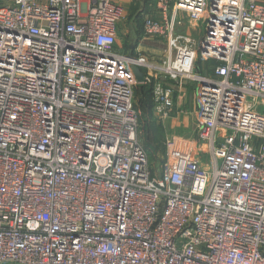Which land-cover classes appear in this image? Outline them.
Listing matches in <instances>:
<instances>
[{"label": "built area", "instance_id": "built-area-1", "mask_svg": "<svg viewBox=\"0 0 264 264\" xmlns=\"http://www.w3.org/2000/svg\"><path fill=\"white\" fill-rule=\"evenodd\" d=\"M156 7L160 68L119 51L114 0H0V264H264V0ZM134 65L196 85L197 142L158 165ZM153 93L164 121L175 90Z\"/></svg>", "mask_w": 264, "mask_h": 264}, {"label": "rangeland", "instance_id": "rangeland-1", "mask_svg": "<svg viewBox=\"0 0 264 264\" xmlns=\"http://www.w3.org/2000/svg\"><path fill=\"white\" fill-rule=\"evenodd\" d=\"M186 17L183 18V20ZM123 21V20H122ZM122 21L120 23V30L121 36H119V43L124 46V50L127 49L130 40L128 37L122 32ZM189 20H184V26L181 29H178L177 33L189 34L193 39L198 40L201 36L202 30L200 27H192L189 24ZM143 20L142 18L138 17L136 19L135 25V38L134 40H141V36H143L144 40V47L150 50H161L163 52L162 58H157L156 55H153L149 51H144L146 60L149 64L155 67H161L167 60L168 57V44L166 41L162 40V43H154L149 38H146L142 33ZM126 51V50H125ZM209 65V64H207ZM156 68V69H157ZM152 71L154 74V79L152 83H149L150 92L148 89H145L140 86H137L135 90V100L136 104L138 105L140 112H141V126H140V136L144 141V144L147 146V149L150 153L151 160L158 165L159 161L163 159L165 153H167V145L169 144V140L171 137L175 135H183L187 136L192 131L196 132L197 128V119L194 117L193 112H190L189 116L192 121L190 126H177L172 123V121L166 122V119L163 121L162 118L158 113L155 112L156 102H155V95L153 93V89L155 86L159 84H163L165 82V76L158 70ZM165 79V80H164ZM186 84H191V81H185ZM184 82V83H185ZM196 116V115H195ZM169 118V117H168ZM196 119V121H195ZM196 134V133H195Z\"/></svg>", "mask_w": 264, "mask_h": 264}, {"label": "crops", "instance_id": "crops-1", "mask_svg": "<svg viewBox=\"0 0 264 264\" xmlns=\"http://www.w3.org/2000/svg\"><path fill=\"white\" fill-rule=\"evenodd\" d=\"M118 4H120L124 8V18L122 21V32L128 37V40H130L129 45L127 46L128 48L124 50V46L119 43V38H118V49L121 52H124L126 54H131L134 52L136 56L142 55L145 56L144 51H149L153 55H156L157 58H162L163 52L161 50H150L145 48L144 45V38L141 36V40L137 41L134 40L135 38V25H136V19L138 17L142 18L143 20V26L146 18H153V19H160L161 15L160 12L157 10L156 3L157 0H114ZM186 17L185 15H181V21L184 26V20L188 19L187 17L183 20V18ZM189 22V21H188ZM190 24V22H189ZM192 27H196L193 24ZM180 27L179 29L183 28ZM144 30V27H143ZM144 33V32H142ZM144 35V34H143ZM119 36H121V30H119ZM145 36V35H144ZM146 38H149L152 40L154 43H162L166 41L165 39L162 38H155L151 36H145ZM153 74V73H152ZM154 77V74H153ZM165 80V79H164ZM185 82L183 85L179 84L177 82H173L171 80H165L163 83L165 86H170L175 90V105L173 108V111L170 115L169 118L166 119V122L172 121L174 125L177 126H190V123L192 119L188 117L190 112H193L194 117L196 118L195 114V95H196V90H195V83L191 84H186ZM196 121V119H195ZM198 126L194 131L189 133L187 136L183 135H175L171 137L170 139L172 140H180L183 141L187 145H194L197 142V136H198ZM196 133V134H195ZM198 151V150H197Z\"/></svg>", "mask_w": 264, "mask_h": 264}, {"label": "trees", "instance_id": "trees-1", "mask_svg": "<svg viewBox=\"0 0 264 264\" xmlns=\"http://www.w3.org/2000/svg\"><path fill=\"white\" fill-rule=\"evenodd\" d=\"M143 28V27H142ZM142 32H144V30L142 29ZM132 55L136 56V54L133 52ZM209 64V65H207ZM216 63L214 61L211 62H207V63H202V62H198L197 64V71L203 75H209L211 73V67L214 66ZM141 87L148 89L149 92L151 91L149 87V85L146 84H140ZM138 110L140 111L138 105H137ZM141 113V112H140Z\"/></svg>", "mask_w": 264, "mask_h": 264}, {"label": "water", "instance_id": "water-1", "mask_svg": "<svg viewBox=\"0 0 264 264\" xmlns=\"http://www.w3.org/2000/svg\"><path fill=\"white\" fill-rule=\"evenodd\" d=\"M137 81L139 84H146V77H145V73L143 72V70L137 66H132L131 67Z\"/></svg>", "mask_w": 264, "mask_h": 264}]
</instances>
